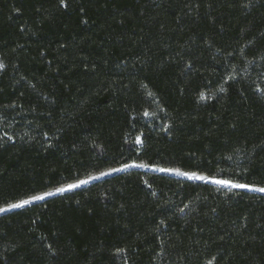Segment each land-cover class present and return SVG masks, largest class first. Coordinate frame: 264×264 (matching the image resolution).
I'll list each match as a JSON object with an SVG mask.
<instances>
[{
    "label": "trees",
    "instance_id": "1",
    "mask_svg": "<svg viewBox=\"0 0 264 264\" xmlns=\"http://www.w3.org/2000/svg\"><path fill=\"white\" fill-rule=\"evenodd\" d=\"M65 3L0 0V207L99 178L0 212V264H264V192L153 170L264 187V0Z\"/></svg>",
    "mask_w": 264,
    "mask_h": 264
},
{
    "label": "snow or ice",
    "instance_id": "2",
    "mask_svg": "<svg viewBox=\"0 0 264 264\" xmlns=\"http://www.w3.org/2000/svg\"><path fill=\"white\" fill-rule=\"evenodd\" d=\"M60 6L61 7H67L65 0H60ZM0 67H3V65H0ZM221 91H224L223 88H221ZM203 98V97H202ZM145 115H148V113H145ZM9 139H11V137H9ZM136 144L137 145H142L143 141L141 140V138L139 136H137L136 138ZM149 165L144 164V163H126L123 164L121 167L119 168H111L109 169L108 172H100V176H106V175H110L113 172H121V171H125L127 169L130 168H148ZM154 171L157 172H164V173H170V174H175L178 176H183L186 177L189 180H198V181H205L211 184H215V185H219L225 188H235V189H246L249 191H259V192H264V187H254L252 185L246 184V183H240L235 179H219L216 177H209L207 175H201L198 174L197 172H186V171H181L178 168H161V167H154L153 169ZM99 177L97 176H92L89 175V177L87 179H83V180H78L75 183H69L66 186H61V187H57L55 189V193H64L66 191H72L73 189H76L78 187H80V185L83 184H87L89 183V181L91 180H95L98 179ZM55 193L53 192H43L40 194H32L30 196H28L27 198L24 199H20L19 202L17 203H11L7 206V208H3L0 207V212H5L9 209H15V208H23L26 205H30L36 201H43L45 200L46 197L52 196ZM181 211H183V209H181ZM118 251H123L122 249L118 250Z\"/></svg>",
    "mask_w": 264,
    "mask_h": 264
},
{
    "label": "rangeland",
    "instance_id": "3",
    "mask_svg": "<svg viewBox=\"0 0 264 264\" xmlns=\"http://www.w3.org/2000/svg\"><path fill=\"white\" fill-rule=\"evenodd\" d=\"M183 177V176H182ZM90 182V181H89ZM88 184V183H87ZM86 184H83V185H80V187H82V186H85ZM79 188V187H78ZM77 189V188H76ZM74 190V189H73ZM67 192V191H66ZM53 193H55V191L53 192ZM55 194H58V193H55Z\"/></svg>",
    "mask_w": 264,
    "mask_h": 264
}]
</instances>
